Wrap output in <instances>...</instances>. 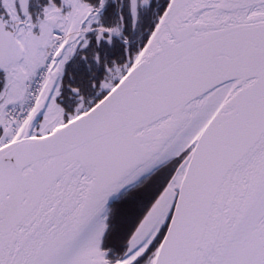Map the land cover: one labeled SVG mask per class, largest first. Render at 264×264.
Returning a JSON list of instances; mask_svg holds the SVG:
<instances>
[{"label":"snow or ice","instance_id":"obj_1","mask_svg":"<svg viewBox=\"0 0 264 264\" xmlns=\"http://www.w3.org/2000/svg\"><path fill=\"white\" fill-rule=\"evenodd\" d=\"M0 264H264V0H0Z\"/></svg>","mask_w":264,"mask_h":264}]
</instances>
